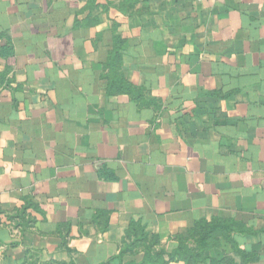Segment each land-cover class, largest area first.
Wrapping results in <instances>:
<instances>
[{"label":"crops","instance_id":"crops-1","mask_svg":"<svg viewBox=\"0 0 264 264\" xmlns=\"http://www.w3.org/2000/svg\"><path fill=\"white\" fill-rule=\"evenodd\" d=\"M204 224L264 264V0H0V264H187Z\"/></svg>","mask_w":264,"mask_h":264},{"label":"trees","instance_id":"trees-1","mask_svg":"<svg viewBox=\"0 0 264 264\" xmlns=\"http://www.w3.org/2000/svg\"><path fill=\"white\" fill-rule=\"evenodd\" d=\"M202 231L193 230L187 239H183L181 247L175 251L170 260H184L187 264H235L232 259L216 260L213 258L219 249L216 233L218 228H212L206 231V224L203 225ZM141 242H147V236L142 235ZM216 238V239H215ZM190 240H197V247L192 248L187 243ZM142 264H169L164 258V253L159 252L152 256L148 251Z\"/></svg>","mask_w":264,"mask_h":264}]
</instances>
